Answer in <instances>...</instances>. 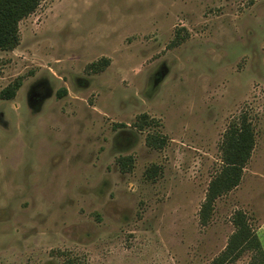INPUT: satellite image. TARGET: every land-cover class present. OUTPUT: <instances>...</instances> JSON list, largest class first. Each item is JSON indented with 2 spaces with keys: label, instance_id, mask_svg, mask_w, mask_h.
Returning <instances> with one entry per match:
<instances>
[{
  "label": "rangeland",
  "instance_id": "obj_1",
  "mask_svg": "<svg viewBox=\"0 0 264 264\" xmlns=\"http://www.w3.org/2000/svg\"><path fill=\"white\" fill-rule=\"evenodd\" d=\"M20 31L0 52V264H211L240 210L264 247V0H46ZM242 116L256 146L203 225Z\"/></svg>",
  "mask_w": 264,
  "mask_h": 264
},
{
  "label": "trees",
  "instance_id": "obj_2",
  "mask_svg": "<svg viewBox=\"0 0 264 264\" xmlns=\"http://www.w3.org/2000/svg\"><path fill=\"white\" fill-rule=\"evenodd\" d=\"M46 0H0V52L14 51L21 42L20 24L36 12ZM23 81L17 80L1 92L2 99L11 100L17 95ZM65 92V90H64ZM144 130L146 116L140 117ZM146 143L149 147L161 150L166 146V138L158 134H148ZM256 146V134L252 122L242 116L228 129L222 145L223 167L211 180L200 216L203 225H208L214 212L216 201L236 189L242 181L244 169L249 163ZM132 158L122 160L121 168L129 171ZM234 233L230 236L225 250L211 264H233L244 254L250 253L248 264H264V247L257 233L250 225L247 215L238 211L233 216Z\"/></svg>",
  "mask_w": 264,
  "mask_h": 264
}]
</instances>
